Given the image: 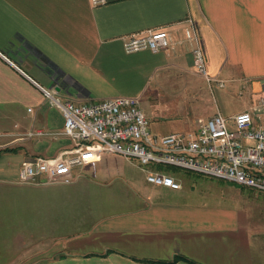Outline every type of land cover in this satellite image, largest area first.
Instances as JSON below:
<instances>
[{"label": "crops", "instance_id": "0c3cea01", "mask_svg": "<svg viewBox=\"0 0 264 264\" xmlns=\"http://www.w3.org/2000/svg\"><path fill=\"white\" fill-rule=\"evenodd\" d=\"M190 27L208 74L249 98L227 117L251 111L264 87V0H0V264H264L263 220L193 200L182 184L106 195L74 177L75 167L68 183L18 179L24 161L73 146L51 134L62 131L63 116L42 89L74 103L130 96L140 106L162 74L203 78L185 39ZM146 29L167 31L170 46L124 51L123 37ZM203 80L186 84L191 99L205 86L209 94L190 120L195 128L218 112L214 93L231 91ZM107 168L98 167L101 177Z\"/></svg>", "mask_w": 264, "mask_h": 264}, {"label": "built area", "instance_id": "2783aa9c", "mask_svg": "<svg viewBox=\"0 0 264 264\" xmlns=\"http://www.w3.org/2000/svg\"><path fill=\"white\" fill-rule=\"evenodd\" d=\"M105 2L90 0L93 6ZM185 39L192 44L195 72L206 82L225 87V81L208 74L204 53L193 28L185 29ZM170 44L169 33L162 29H146L122 39L127 53L157 52ZM42 92L63 116L62 131L51 134L67 136L73 146L54 157L24 161L18 173L21 183H68L74 167L89 163L102 153H110L137 159L142 165H155V170L145 171V179L160 187L181 188L177 178L161 170L174 167L264 191V87L251 111L231 117L216 112L199 122L194 130L165 135L150 130L148 118L136 97L116 96L74 103L61 100L54 90L42 89ZM31 134L47 133L37 130Z\"/></svg>", "mask_w": 264, "mask_h": 264}, {"label": "rangeland", "instance_id": "374dc122", "mask_svg": "<svg viewBox=\"0 0 264 264\" xmlns=\"http://www.w3.org/2000/svg\"><path fill=\"white\" fill-rule=\"evenodd\" d=\"M201 83L205 84L203 78L193 74H189V76L162 74L160 80L154 79L149 84L148 94L140 102V106L148 118L150 130L156 134L194 130V123L191 125L190 120H193L194 116L197 115V112H194L197 106L208 103L205 97L209 94L206 92L205 86L203 89L193 91L199 93V96L196 99H191L190 92L192 90L186 84L198 85ZM226 84L227 87L224 88L231 90L228 95L218 96L217 92L214 93L218 113L224 117L243 109L249 99L245 89L240 90V87L235 84ZM209 104L212 105L213 101ZM262 119L264 120V116H262ZM185 121L188 122L187 126H191L184 129L183 127L186 126ZM228 127L231 128L232 126L228 123ZM104 165H107L108 168L106 169L107 174L103 178L99 175L98 167ZM155 169V165H142L134 158L104 153L101 161L92 164L90 167L85 165L75 167L73 175L75 177L78 174V177L92 180L101 188L100 192H105L106 189L111 191L105 192L106 195H109L116 194L117 190L126 188L124 185L130 187V184L135 185V187L144 185V189H150L153 184L146 181L145 171ZM161 170L167 171L177 178L183 185V189L179 192L187 193L188 197L193 200L210 206L244 208L251 212L255 220L261 219L264 221L263 190L237 185L181 168L163 167Z\"/></svg>", "mask_w": 264, "mask_h": 264}, {"label": "trees", "instance_id": "16d2710c", "mask_svg": "<svg viewBox=\"0 0 264 264\" xmlns=\"http://www.w3.org/2000/svg\"><path fill=\"white\" fill-rule=\"evenodd\" d=\"M235 184V183H234ZM238 185V184H237ZM246 187V186H245Z\"/></svg>", "mask_w": 264, "mask_h": 264}]
</instances>
